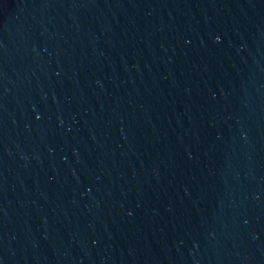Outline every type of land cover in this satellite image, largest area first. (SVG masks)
I'll use <instances>...</instances> for the list:
<instances>
[{
    "label": "water",
    "instance_id": "1",
    "mask_svg": "<svg viewBox=\"0 0 264 264\" xmlns=\"http://www.w3.org/2000/svg\"><path fill=\"white\" fill-rule=\"evenodd\" d=\"M0 264H264V0H0Z\"/></svg>",
    "mask_w": 264,
    "mask_h": 264
}]
</instances>
